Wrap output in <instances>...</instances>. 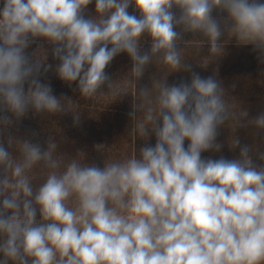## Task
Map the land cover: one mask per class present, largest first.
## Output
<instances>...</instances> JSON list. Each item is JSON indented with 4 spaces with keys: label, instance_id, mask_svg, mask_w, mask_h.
Returning <instances> with one entry per match:
<instances>
[{
    "label": "clouds",
    "instance_id": "obj_1",
    "mask_svg": "<svg viewBox=\"0 0 264 264\" xmlns=\"http://www.w3.org/2000/svg\"><path fill=\"white\" fill-rule=\"evenodd\" d=\"M92 3L0 0V123L65 111L41 79L52 65L28 51L38 39L52 45L59 79L84 97L111 86L105 69L120 53L137 80L158 55L189 78L154 82L155 108L137 129L155 144L138 156L102 167L73 158L61 170L50 140H21L19 157L0 142V264H264V163L239 138L236 157H202L220 151L231 113L221 83L181 59L184 34L215 53L227 30L264 63V0H94L98 19L85 16ZM251 120L264 129V112ZM36 166L50 169L38 187L28 175Z\"/></svg>",
    "mask_w": 264,
    "mask_h": 264
},
{
    "label": "trees",
    "instance_id": "obj_2",
    "mask_svg": "<svg viewBox=\"0 0 264 264\" xmlns=\"http://www.w3.org/2000/svg\"><path fill=\"white\" fill-rule=\"evenodd\" d=\"M128 11L135 14L136 10L134 6H130ZM214 15L223 16L226 13L214 12ZM85 16H93L98 19L95 14L94 0L88 6ZM51 48L52 45L38 39L28 51L34 62L52 65L48 72L41 76V79L51 84L54 94L58 97H64L61 102L65 111L40 115L29 112L18 123H0V142L8 147L14 157H19L20 142L23 139L38 142L45 148L47 147V140H50L56 145L53 156L61 161V170L73 158L80 159L82 162L94 161L102 167L103 163L123 161L138 156L139 148L146 142L155 144L154 136H142L137 129V124L144 121L145 113L148 110L144 108L143 111L141 108L145 105L141 98L133 99L129 96L130 93H127L129 97L124 94L125 97L119 108L104 107L101 91L102 89L107 91L111 87L105 85L97 93V100L86 101L78 92L75 82L69 85L57 76L55 67L59 61L52 57ZM116 58L117 56L105 69L112 79V84L116 77L113 68ZM254 86L261 88L260 85ZM140 88L138 87L137 95L140 93ZM226 102L232 106L231 109L236 114L234 120H239L242 123L219 129L217 142L222 145L220 151L204 152L202 157L214 159H218L221 155L227 159L236 157L239 149L234 145V140L239 138L243 144L250 146L251 155L257 163H264L258 159L259 153L264 152V129L257 128L251 120L252 117L264 112V91L256 95L228 97ZM151 103L152 100L147 105ZM132 110L135 113L133 117L130 116ZM245 111L248 112L247 117L243 115ZM75 119L79 122H75ZM147 126L149 129L151 128L150 124ZM187 144L188 141H185V145ZM49 171L50 169L36 166L28 175L33 185L38 187L45 181ZM69 206H74L71 200Z\"/></svg>",
    "mask_w": 264,
    "mask_h": 264
},
{
    "label": "rangeland",
    "instance_id": "obj_3",
    "mask_svg": "<svg viewBox=\"0 0 264 264\" xmlns=\"http://www.w3.org/2000/svg\"><path fill=\"white\" fill-rule=\"evenodd\" d=\"M135 15L139 16V12L135 11ZM183 38L184 42L181 45L182 62L191 64L192 70L201 76H214L221 83L225 101L228 97L256 95L264 91V63L257 59L258 53L252 45L239 43L227 30L222 38L220 48L215 53L209 51L205 38L199 34L186 33ZM141 47L142 50H148L150 37H144L141 41ZM131 67L132 62L127 53L117 55L113 65L116 73L115 81L107 91L104 89L101 91L104 107L119 108L125 97L124 94L128 96L127 93H130L129 96L133 99L141 98L145 102V105L141 107L143 111L144 108H155L153 99H155L158 90L153 88L154 82L167 79L169 84H172L181 79L187 80L189 78V73L177 71L166 65L162 55L152 58L140 80L134 77ZM254 85H260L261 88ZM145 86L149 89L148 94L146 96L140 93L137 95L138 87ZM84 98L88 102L98 99L97 94ZM150 100L152 103L147 105ZM228 106L231 115L222 128L242 123L239 120H234L236 114L233 113L232 106L229 104Z\"/></svg>",
    "mask_w": 264,
    "mask_h": 264
}]
</instances>
